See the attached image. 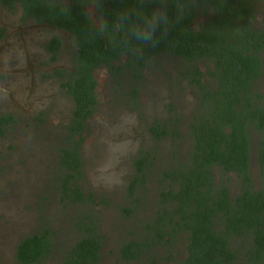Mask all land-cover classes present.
Returning <instances> with one entry per match:
<instances>
[{"label":"flooded vegetation","instance_id":"1","mask_svg":"<svg viewBox=\"0 0 264 264\" xmlns=\"http://www.w3.org/2000/svg\"><path fill=\"white\" fill-rule=\"evenodd\" d=\"M131 2L0 0V79L12 75L6 65L16 59L17 77L11 79H17V108L27 118L28 111L67 116L60 129L68 144L64 147L77 143L86 129L98 102L95 79H104L109 102L105 108L114 111L119 99L133 108L139 103L137 110H144L142 90H155L153 96H147L148 104L153 102L160 107L162 102L164 114L173 116L148 125L149 132L156 134L179 127L175 116L181 115L190 116L185 121L186 131L190 132L191 123L201 113L204 97H214L217 91L230 88L226 82L221 85L219 79L229 78H220L216 69L217 57H225L229 49L254 52L264 71V0H143L141 6L136 5L138 8ZM133 14L142 15L145 21L135 23ZM150 14L158 22L149 18ZM79 35L88 44H83ZM98 43H102V49ZM83 45L90 49L88 57L82 55ZM76 79H92V102L85 100L83 86L81 102L77 104L72 94ZM254 79L250 96L239 92L242 109H246L245 103L264 107V75L260 73ZM161 85L169 94L167 103L156 90ZM186 97L187 106L183 102ZM247 97L252 103L245 101ZM79 106L86 112L82 122L76 116ZM4 115L10 120L3 128L15 119L11 113ZM247 130L251 179L248 186L264 195V183L261 180V186L257 184L252 173L255 165L259 178L264 177V163L259 160V153L264 156L259 146L264 148V140L260 139L263 134L252 127ZM72 132L76 133L74 141ZM254 134L258 136L255 138ZM192 144L191 139L187 155ZM213 173L215 186L222 179L231 203L243 193L242 176L217 169ZM237 241L243 243L242 239ZM243 247L238 248L240 252Z\"/></svg>","mask_w":264,"mask_h":264},{"label":"rangeland","instance_id":"2","mask_svg":"<svg viewBox=\"0 0 264 264\" xmlns=\"http://www.w3.org/2000/svg\"><path fill=\"white\" fill-rule=\"evenodd\" d=\"M6 69L12 75L0 79V114L11 113L15 119L0 133V264H18L15 249L19 240L44 229L50 234L52 249L38 264H60L81 235L78 223L85 221H91L102 237L99 264H139L120 259L119 247L131 239H143L144 225L153 219L165 185L161 172L186 161L191 136L185 121L190 116H175L179 127L173 131L149 132V124L173 118L164 114V103L160 107L148 104L147 96L155 90H142L144 110H137L139 103L133 108L119 99L114 111L105 108L109 102L104 79H95L98 102L77 138L82 166L73 177L83 199L74 201L61 192L63 172L57 159L59 148L68 145L60 132L67 116L28 111L27 118L17 108V79H11L17 77V60H11ZM156 90L162 101L169 102L162 85ZM183 102L187 106V97ZM141 155L147 157L144 181L130 194L129 184L137 174L135 160ZM252 173L261 186L264 177L259 178L255 165ZM185 246L183 235L172 246L157 245L154 260L184 264Z\"/></svg>","mask_w":264,"mask_h":264},{"label":"trees","instance_id":"3","mask_svg":"<svg viewBox=\"0 0 264 264\" xmlns=\"http://www.w3.org/2000/svg\"><path fill=\"white\" fill-rule=\"evenodd\" d=\"M143 3V0H132L130 4L138 8L136 5ZM134 14L135 23L145 21L142 15ZM148 17L158 22L152 14ZM79 38L83 44H88L82 35ZM101 44L98 46L102 49ZM89 50L86 45L82 46L83 57L89 56ZM228 51L225 57H217L216 69L220 78H229L219 79L221 85L226 82L230 88L202 100L201 113L191 123L189 134L193 144L190 153L185 162L161 172L165 185L159 192L153 219L145 223L142 240L131 239L120 245L118 255L123 261L157 264L153 248L162 244L172 246L175 238L183 235L186 240L184 264H264V195L248 186L251 179L248 170L250 135L247 130V127L260 130L263 134L260 139L264 140V107L245 103L246 109H242L239 98L242 91L246 96L251 95L254 78L260 73L264 75V71L254 52L248 49ZM76 83L72 94L77 104L81 102L80 89L83 86L86 89L83 94L85 100L92 102L89 87L92 79H76ZM248 99L245 101L252 103ZM83 111L84 107L79 106V114L76 112L81 122L86 117ZM9 120L10 116L0 115V133ZM259 146L262 153L264 148ZM57 159L63 172L61 192L74 201H81L83 195L73 181L82 166L77 143L74 142L72 147L59 148ZM259 160L264 163V156L260 153ZM135 165L137 174L129 184L130 194L144 181L147 157L139 156ZM216 169L220 172L234 171L242 176L245 188L234 202L229 201L222 179L215 186L213 172ZM77 227L81 235L64 253L60 264H99L103 243L97 228L91 221L78 223ZM242 245L245 249L240 252L238 248ZM51 249L50 234L44 229L19 240L15 249L16 261L18 264H38L50 254ZM144 255H147L146 259Z\"/></svg>","mask_w":264,"mask_h":264}]
</instances>
